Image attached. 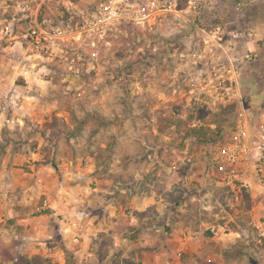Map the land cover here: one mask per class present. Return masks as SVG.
Segmentation results:
<instances>
[{"label": "rangeland", "instance_id": "1", "mask_svg": "<svg viewBox=\"0 0 264 264\" xmlns=\"http://www.w3.org/2000/svg\"><path fill=\"white\" fill-rule=\"evenodd\" d=\"M71 1L73 6L68 10L55 1L49 3L44 8V17L55 25L73 26L81 12H93L101 0ZM8 3L10 0H0V30ZM239 3L245 5L237 11ZM219 11L229 31L241 33L251 27L258 34L257 44L251 47L257 50L258 57L245 73L243 89L244 95L251 98L250 105L261 111L264 109V0H221ZM174 24L168 20L146 28L122 26L113 33L108 47H92L85 38L70 37L71 42L64 49L68 53H59L70 60L56 59L47 64V79L53 86L49 92L45 88L46 92L37 96L39 100L46 99L45 102H56L60 110L56 116L49 112L45 119L53 127L70 128L67 135L86 124L77 140L69 144L77 147L81 160L97 154L105 170L112 167L119 154L118 136L123 131L127 137L134 136L135 142L128 144V149L139 156L136 161L141 163L143 181L148 178L151 185V188L145 184L137 188L141 193L152 189L162 203L167 202L166 207L152 209L157 215L170 211L173 219H168L169 227L178 231L172 241L165 240L163 233H156L149 240L130 232H125L124 239L115 245L100 240L94 245L99 253L90 257L88 264H264V241H260L255 228V223H264V190L254 182L250 188L232 190L214 162L228 115L199 114L206 127L205 136L185 139L186 128L177 123L185 115L194 117L191 110L181 102L165 104L159 100L165 93L167 74L177 64L173 55L179 43L173 45L184 37ZM91 49L99 51L98 60L82 61ZM42 66L39 60L29 59L19 49H7L0 36V77L9 78L8 82L14 78L21 85V75L29 71L42 75ZM154 106L159 108L152 114ZM66 143L65 140L62 148ZM145 175L149 176L145 178ZM162 215L156 218V226L164 225ZM55 230L54 236H45V245L37 240L27 241L22 253L14 245L6 246L3 262L55 264L59 260L57 254L63 251L68 264L81 263V259L70 254L79 237L72 234L64 242L58 227Z\"/></svg>", "mask_w": 264, "mask_h": 264}, {"label": "crops", "instance_id": "2", "mask_svg": "<svg viewBox=\"0 0 264 264\" xmlns=\"http://www.w3.org/2000/svg\"><path fill=\"white\" fill-rule=\"evenodd\" d=\"M19 78L21 85L14 78L8 82L9 78L0 77V107L7 105L0 110V264L6 246L14 245L22 253L27 241L45 245V236L53 235L55 227L64 242L72 234L79 237L70 251L74 259H81L79 264H88L99 253L94 249L98 241L115 245L125 232L149 240L156 233H163L168 241L177 237L178 231L169 227L172 213L157 215L152 209L167 202L162 203L152 189L141 193L137 188L151 185L148 178L143 181L139 156L128 149L135 137L124 131L118 136L119 154L106 170L97 154L81 160L77 147L69 142L77 140L86 124L71 135H67L70 128L53 127L45 116L58 115L60 107L38 98L45 88L51 90L52 82L30 71ZM162 214L165 223L156 226ZM57 256L55 264H68L63 251Z\"/></svg>", "mask_w": 264, "mask_h": 264}, {"label": "built area", "instance_id": "3", "mask_svg": "<svg viewBox=\"0 0 264 264\" xmlns=\"http://www.w3.org/2000/svg\"><path fill=\"white\" fill-rule=\"evenodd\" d=\"M54 1L67 10L73 6L71 0H10L0 30L6 48L19 49L29 59L39 60L43 64L41 76L47 77V64L56 59L70 60L59 54L68 53L64 49L70 37L85 38L92 47H108L113 33L122 26L146 28L157 22H175V29L179 28L184 37L173 45L179 43L173 55L177 64L167 74L165 93L159 100L185 104L194 116L188 123L190 128L204 126L199 114H227L223 141L214 156L222 179L234 191L250 188L252 182L264 190V109L252 107L243 89L245 73L258 57L257 50L251 49L258 41L254 28L241 33L229 31L220 15L221 0H101L93 12H81L75 25L65 28L43 15L45 6ZM244 5L239 3L236 10ZM88 54L82 61L98 60V50L91 49ZM6 108V104L1 106V112ZM158 108L154 106L152 114ZM190 117L182 119L188 121ZM255 228L264 241V223L258 222Z\"/></svg>", "mask_w": 264, "mask_h": 264}, {"label": "trees", "instance_id": "4", "mask_svg": "<svg viewBox=\"0 0 264 264\" xmlns=\"http://www.w3.org/2000/svg\"><path fill=\"white\" fill-rule=\"evenodd\" d=\"M203 119V117H201ZM193 120V117L191 116L188 121L179 120L177 125H182L186 128L184 132V138L185 139H201L203 136H205L206 127H200V128H190L188 126V123Z\"/></svg>", "mask_w": 264, "mask_h": 264}]
</instances>
